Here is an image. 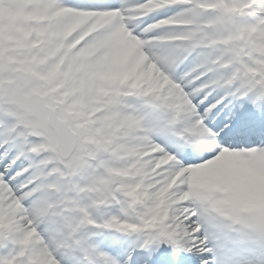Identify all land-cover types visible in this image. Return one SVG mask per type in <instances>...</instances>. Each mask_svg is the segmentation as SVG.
<instances>
[{
  "label": "snow or ice",
  "instance_id": "obj_1",
  "mask_svg": "<svg viewBox=\"0 0 264 264\" xmlns=\"http://www.w3.org/2000/svg\"><path fill=\"white\" fill-rule=\"evenodd\" d=\"M0 264H264V0H0Z\"/></svg>",
  "mask_w": 264,
  "mask_h": 264
}]
</instances>
